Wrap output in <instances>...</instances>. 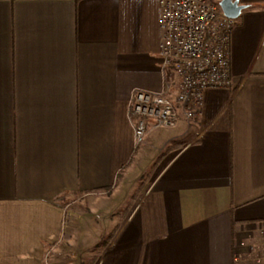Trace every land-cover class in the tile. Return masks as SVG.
Returning <instances> with one entry per match:
<instances>
[{
    "label": "crops",
    "instance_id": "obj_1",
    "mask_svg": "<svg viewBox=\"0 0 264 264\" xmlns=\"http://www.w3.org/2000/svg\"><path fill=\"white\" fill-rule=\"evenodd\" d=\"M239 1L232 84L137 147L160 0H0V264H264V0Z\"/></svg>",
    "mask_w": 264,
    "mask_h": 264
},
{
    "label": "built area",
    "instance_id": "obj_2",
    "mask_svg": "<svg viewBox=\"0 0 264 264\" xmlns=\"http://www.w3.org/2000/svg\"><path fill=\"white\" fill-rule=\"evenodd\" d=\"M159 93L134 92L129 103L135 145L145 143L149 123L174 127L201 114L208 89L232 84L230 41L234 19L211 0H160Z\"/></svg>",
    "mask_w": 264,
    "mask_h": 264
},
{
    "label": "water",
    "instance_id": "obj_3",
    "mask_svg": "<svg viewBox=\"0 0 264 264\" xmlns=\"http://www.w3.org/2000/svg\"><path fill=\"white\" fill-rule=\"evenodd\" d=\"M219 6L228 18L234 20H237L246 8L239 0H221Z\"/></svg>",
    "mask_w": 264,
    "mask_h": 264
},
{
    "label": "rangeland",
    "instance_id": "obj_4",
    "mask_svg": "<svg viewBox=\"0 0 264 264\" xmlns=\"http://www.w3.org/2000/svg\"><path fill=\"white\" fill-rule=\"evenodd\" d=\"M167 129H168V128H167ZM161 162H162V158L159 160V162L155 163V166H153V168L149 169V171L147 172V175L145 176L143 182H141V183L139 184V186H137V187L135 188V191H134V193H133L134 196L131 197V198H133V199H131V201H129V203L131 202L130 204H132V200H134V199L136 198L137 194L140 193L141 184L144 185V183H146V182H145L146 179H148V178L150 177V173L152 174L154 171H156V170L159 169ZM141 168H142V165H141ZM142 170H143V169H137V164H136V162H135L134 164H132L131 168H129L126 172H128V173H133V174H132L133 176H137L138 174H140V173L142 172ZM148 173H149V174H148ZM118 204H119V203H118ZM130 204H127L128 207H130ZM118 218H119V216H116V217H115V220H117ZM68 223H69V222H68ZM253 264H255V263H253Z\"/></svg>",
    "mask_w": 264,
    "mask_h": 264
},
{
    "label": "trees",
    "instance_id": "obj_5",
    "mask_svg": "<svg viewBox=\"0 0 264 264\" xmlns=\"http://www.w3.org/2000/svg\"><path fill=\"white\" fill-rule=\"evenodd\" d=\"M92 261V260H91ZM87 264H92V262H88Z\"/></svg>",
    "mask_w": 264,
    "mask_h": 264
}]
</instances>
